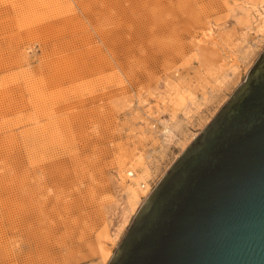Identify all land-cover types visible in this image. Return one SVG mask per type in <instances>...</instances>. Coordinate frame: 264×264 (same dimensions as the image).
<instances>
[{"label": "rangeland", "instance_id": "374dc122", "mask_svg": "<svg viewBox=\"0 0 264 264\" xmlns=\"http://www.w3.org/2000/svg\"><path fill=\"white\" fill-rule=\"evenodd\" d=\"M262 54L264 0H0V264H110Z\"/></svg>", "mask_w": 264, "mask_h": 264}, {"label": "water", "instance_id": "95a60500", "mask_svg": "<svg viewBox=\"0 0 264 264\" xmlns=\"http://www.w3.org/2000/svg\"><path fill=\"white\" fill-rule=\"evenodd\" d=\"M110 264H264V54L149 196Z\"/></svg>", "mask_w": 264, "mask_h": 264}, {"label": "bare ground", "instance_id": "6f19581e", "mask_svg": "<svg viewBox=\"0 0 264 264\" xmlns=\"http://www.w3.org/2000/svg\"><path fill=\"white\" fill-rule=\"evenodd\" d=\"M166 128V127H165ZM167 129V128H166ZM165 131V130H164ZM168 136H172V133L170 132V130H166V132H165ZM165 134V135H166ZM185 146H186V144H185ZM140 186V185H139ZM149 188V187H148ZM148 188H145L143 185H141L140 186V190H141V195H139L137 192H133V196H132V200L133 201H136V202H138V200L140 199V196H145V194H147L148 193V191H150V189H151V186H150V189H148ZM109 251V250H108ZM107 255V254H106ZM106 255H104V257H106Z\"/></svg>", "mask_w": 264, "mask_h": 264}]
</instances>
